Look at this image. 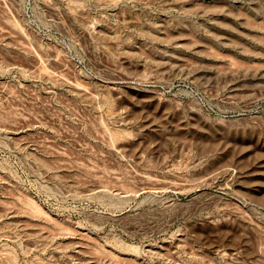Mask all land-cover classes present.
Returning a JSON list of instances; mask_svg holds the SVG:
<instances>
[{"label": "rangeland", "instance_id": "rangeland-1", "mask_svg": "<svg viewBox=\"0 0 264 264\" xmlns=\"http://www.w3.org/2000/svg\"><path fill=\"white\" fill-rule=\"evenodd\" d=\"M0 264H264V0H0Z\"/></svg>", "mask_w": 264, "mask_h": 264}]
</instances>
